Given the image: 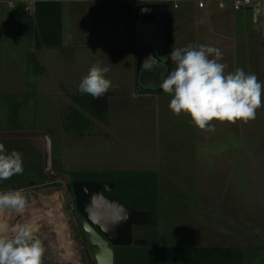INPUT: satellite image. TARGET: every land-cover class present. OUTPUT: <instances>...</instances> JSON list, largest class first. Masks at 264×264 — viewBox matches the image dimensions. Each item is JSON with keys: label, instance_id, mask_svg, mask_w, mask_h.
Instances as JSON below:
<instances>
[{"label": "rangeland", "instance_id": "obj_1", "mask_svg": "<svg viewBox=\"0 0 264 264\" xmlns=\"http://www.w3.org/2000/svg\"><path fill=\"white\" fill-rule=\"evenodd\" d=\"M135 7L130 0L58 3L60 46L45 48L44 40L37 45L26 35L31 31L41 37L35 19L31 27L28 16L0 4V130H15L0 135V143L7 151H19L24 167L23 174L0 181V191L15 190L18 183L28 198L25 209L36 208L33 228L45 247L43 264H96L68 187L74 179L69 174L84 179L96 173L115 181L130 172L156 186L155 194L145 193L148 200L156 196L150 204L154 229L147 245L120 249L117 264H264V98L248 129L243 123V142L237 134L226 137L230 132L225 141L194 136L190 118L174 115L171 96L164 92H152L138 105L139 99L130 97L141 93L127 50L135 40ZM205 15L190 2L171 9V50L198 46L196 40L179 38L196 29L199 45L212 46L202 37L210 36L211 15ZM251 15L237 16L249 22L247 33L254 34L247 38L249 54L240 49L237 63L243 65L249 55L264 83V63L259 66V49L253 50L259 48V32ZM215 16L228 17L220 11ZM116 58L123 63L113 68L110 62ZM97 62L109 68L107 79L118 80L111 81L117 88L100 100L78 91ZM41 66L48 80L39 74ZM160 72L162 67L145 73L143 81L159 84ZM105 115L111 126L99 120ZM5 217L14 225L22 214ZM60 227L65 230L59 235Z\"/></svg>", "mask_w": 264, "mask_h": 264}, {"label": "clouds", "instance_id": "obj_2", "mask_svg": "<svg viewBox=\"0 0 264 264\" xmlns=\"http://www.w3.org/2000/svg\"><path fill=\"white\" fill-rule=\"evenodd\" d=\"M169 55L175 68L159 87L171 96L169 109L174 115L186 114L202 131L214 130L213 121L235 124L256 118L264 98V83L255 73L243 68L226 73L227 65L220 62L223 53L210 45L188 44L172 49ZM108 72L107 66L92 64L78 91L94 100L103 99L112 87L106 78ZM23 172L22 154L15 149L7 151L0 143V181ZM27 205L24 189L0 191V264H43L45 247L33 226L19 222L10 225L4 218L13 211L22 213Z\"/></svg>", "mask_w": 264, "mask_h": 264}, {"label": "water", "instance_id": "obj_3", "mask_svg": "<svg viewBox=\"0 0 264 264\" xmlns=\"http://www.w3.org/2000/svg\"><path fill=\"white\" fill-rule=\"evenodd\" d=\"M158 10V11H157ZM136 87L140 93L163 92L159 87L171 72V9L168 4L135 7ZM162 67L159 84L143 81L145 73ZM79 222L96 264H115V247L145 246L153 220L150 210L130 207L112 194L113 181L95 179L71 182Z\"/></svg>", "mask_w": 264, "mask_h": 264}, {"label": "crops", "instance_id": "obj_4", "mask_svg": "<svg viewBox=\"0 0 264 264\" xmlns=\"http://www.w3.org/2000/svg\"><path fill=\"white\" fill-rule=\"evenodd\" d=\"M45 3H48V2H45ZM58 3H62V2H58ZM40 4H42V3H40ZM40 4H38L36 12L34 14H31V15L27 14L26 12L22 13V11H20V9L14 10V11L20 17L28 16V19L30 21L32 20L31 27H33L34 26L33 24L35 23V21H36V23H38L39 13L41 12V11L39 12V5ZM215 8H217V10H218L216 12L220 11V13H222L228 17H225L224 19H222V17H216L215 16L216 12L214 11ZM200 10H202L204 12V15L206 14L205 16H207V14L211 15V18H210V21H211L210 36L209 35L202 36V37H204L203 40L207 39L208 41H212L211 45L214 47H217L221 50V52L223 53V58L220 62L227 65V68L225 69L226 73L232 72L236 68H243L245 70V72H247V73H254L253 66H252L253 64H251L250 61L247 59L249 55L247 56V58H244L245 61L242 62L243 65L239 66V64L237 63V56L239 55L240 49H241L242 53L246 52L247 54H249L251 45L248 44L247 38H253V35H254L252 32L247 33V30L245 28V23L248 24L249 22L244 18H238L237 17L242 12H249L250 14H252L251 16H252L253 28L255 29V31L259 32V48L257 47V48H254L253 50L259 49V51H258L259 52V66H261V64L264 63L263 62L264 61V18L259 17V20H257V17L255 16V14L253 13L252 10H244V11H240V12H234L231 10L222 9L216 4L209 5L206 9H200ZM231 15H233V16H231ZM230 16H231V18H230ZM34 19H35V21H34ZM188 20H186V21H188ZM198 30L199 29H196V31H191V32H189V31L183 32L182 34H180L179 38L184 39V40H191V41L196 40L198 42V45H199L202 38L198 34ZM26 35H29L32 39H35L37 45L40 44V42L38 40L42 39V34L40 37L38 34L30 31ZM24 36H25V34H24ZM132 44L133 43L128 44L127 47L129 49H127V50H128L129 55L133 56L134 67L132 70H133V80H135V78H136L135 77V72H136L135 40H134V44L133 45ZM171 44H172V31H171ZM58 45L60 46V44L53 45V44L45 43L44 47L45 48H52V47H57ZM29 50H31L32 52L34 51L33 47H31V46L29 47ZM211 58H213V57H211ZM110 63L115 64V67H113V68H116L117 65H119L123 62L120 61L119 58H116L114 60V62H110ZM171 63H172L171 64V71H172L175 68V63L172 61H171ZM259 66H257V67L259 68ZM117 67H119V66H117ZM38 71H39V74H42V77H44L45 80H48L50 78L48 75L49 72L47 71V69H45V67L41 66ZM257 77L259 78V75ZM114 80L118 81L117 79H114V78L111 79L112 82H114ZM113 86H115V88H117L116 83L112 84V87ZM130 97H132L135 100L139 99V100H137V103H138V105H140V104H144V102H146V100H149V98H151L152 95L150 93H141V94H136V95L131 94ZM187 117H188L187 115L182 116L181 117L182 121L186 120ZM98 118L101 122H103L102 120L108 121V122H105L106 125L110 124V126H111L110 115H108V116L105 115V116H101ZM228 124H230V123H226V124L223 123V126H222L223 128L216 127V125L214 124L215 125L214 130H212V131H206L205 130L204 132L202 130L198 129L193 124H188V127H190L192 129V131H194V136L200 135L203 137L204 141H208V140L209 141H215L217 137H218L217 139H219L220 141H222V140L225 141L224 140L225 135H227L228 132H230L226 137H229L232 134H234V135L237 134V136H239L243 142L244 141L243 138H245V132H246L244 126L246 124V128H247V123L243 124V122L237 121L235 124H231L230 128L228 127ZM225 127H228L229 130ZM20 130L21 129H19L18 131H20ZM9 132H15V130L14 129L13 130H0V135L1 136L4 134L7 135ZM222 137L224 139H222ZM177 141L179 143L178 139H177ZM35 209L36 208L34 206H31L30 210L24 209V211L22 213H17L19 215L22 214V219L19 221V223H30L33 226L34 225L33 220H34V217L36 214ZM15 214H16V212L13 211L10 215L14 216ZM10 215H6V216L8 217ZM24 215H26V216L24 217ZM4 218L7 219L6 217H4ZM31 220H32V222H31ZM64 230L65 229H62L60 227L59 229H56L55 233L57 232L60 235V234L64 233ZM66 241H67V238H66Z\"/></svg>", "mask_w": 264, "mask_h": 264}, {"label": "trees", "instance_id": "obj_5", "mask_svg": "<svg viewBox=\"0 0 264 264\" xmlns=\"http://www.w3.org/2000/svg\"><path fill=\"white\" fill-rule=\"evenodd\" d=\"M57 5H58V2H48V3H42L39 5V12L40 11L41 12L39 13V17H38L39 19H38L37 25L42 32V40H44L45 43L47 44H55V43L57 44V41L59 39L58 33L60 32L61 27H60V22L56 14L54 13ZM20 11H22V13H25L22 9H20ZM51 38H54L56 42L54 41L53 43L51 41L52 40ZM145 175H147V173H145ZM71 176L74 179H81V177L75 173L71 174ZM138 176H140L139 173H132V172L124 173L118 180L114 179L115 181L113 182L115 183L116 188L113 191V193L111 191L109 192L112 193V195L116 196L118 199L122 200L124 204L127 206L150 210L152 214H154L152 208H150L151 206L150 204L155 202L156 196L153 195L151 199H149L151 201L150 202L148 200L149 195H146L145 193L149 191V193L155 194L156 186L149 185L148 183H146V181L143 182V180H140L139 182ZM84 179H95L100 182H106V181L112 180L113 178L111 177L102 178V177H99V175L96 173H91L89 177L84 178ZM142 183L145 185L141 186L143 185ZM15 184L16 183H14L13 189H15ZM68 186H69V189L72 190V186L70 184ZM152 223L154 222L152 221ZM132 248L139 249L141 247H136L135 245L128 246V247H124V246L115 247V264H117L116 260H118V252L120 249L128 250Z\"/></svg>", "mask_w": 264, "mask_h": 264}, {"label": "built area", "instance_id": "obj_6", "mask_svg": "<svg viewBox=\"0 0 264 264\" xmlns=\"http://www.w3.org/2000/svg\"><path fill=\"white\" fill-rule=\"evenodd\" d=\"M65 1H86V0H0V4H7L9 9H22L27 14H34L37 6L45 2H65ZM136 5L149 4L159 5L168 4L170 9H178L182 2H190L199 9H206L209 5L216 4L225 10L240 12L244 10H252L257 20L259 17L264 18V0H130ZM158 11V10H157Z\"/></svg>", "mask_w": 264, "mask_h": 264}, {"label": "flooded vegetation", "instance_id": "obj_7", "mask_svg": "<svg viewBox=\"0 0 264 264\" xmlns=\"http://www.w3.org/2000/svg\"><path fill=\"white\" fill-rule=\"evenodd\" d=\"M69 176L70 177H72L70 174H69ZM73 180H75V179H73ZM73 180H71V182L73 181ZM44 181L46 182L47 180L46 179H44ZM71 182H69L68 183V185L70 184L71 186H72V184H71ZM106 182H108V181H106ZM106 182H101L103 185L106 183ZM47 183V182H46ZM17 185H18V183H16L15 184V189H17ZM69 187V186H68ZM115 188H116V185H115ZM115 188L111 191L112 193H113V191L115 190ZM103 189H104V191L106 192V193H108L107 191H106V188H105V185L103 186ZM73 190V189H72ZM2 191H9V190H2ZM112 193H108V194H112ZM153 221V220H152ZM149 227H152V229L149 231V232H147V240H148V235L152 232V230L154 229V226H153V223L151 222V224L149 225ZM148 243H149V241H148Z\"/></svg>", "mask_w": 264, "mask_h": 264}]
</instances>
